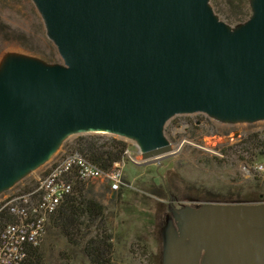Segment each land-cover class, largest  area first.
<instances>
[{
  "label": "water",
  "instance_id": "water-1",
  "mask_svg": "<svg viewBox=\"0 0 264 264\" xmlns=\"http://www.w3.org/2000/svg\"><path fill=\"white\" fill-rule=\"evenodd\" d=\"M33 1L61 61L0 64V191L73 132L131 138L152 159L175 114L264 118V0L234 28L210 0ZM170 207L161 264H264V202Z\"/></svg>",
  "mask_w": 264,
  "mask_h": 264
},
{
  "label": "rangeland",
  "instance_id": "rangeland-1",
  "mask_svg": "<svg viewBox=\"0 0 264 264\" xmlns=\"http://www.w3.org/2000/svg\"><path fill=\"white\" fill-rule=\"evenodd\" d=\"M215 14L230 28L236 27ZM10 57L46 64L61 61L33 0H0V64ZM92 133L128 142V153L119 164L118 189L112 190L105 177L85 181L87 195L104 207L113 246L110 264L157 263L162 251L160 230L170 214V202L176 207L198 206L211 198L264 202V149L256 147L264 141V118L225 120L204 112L171 116L164 125L170 152L152 159L144 158L128 137L92 130L70 133L44 162L1 190L0 202L34 188L51 164L71 152L76 137ZM244 138L249 140L247 152L242 150L244 143L236 145ZM39 245L43 264H91L80 247L49 228Z\"/></svg>",
  "mask_w": 264,
  "mask_h": 264
},
{
  "label": "trees",
  "instance_id": "trees-1",
  "mask_svg": "<svg viewBox=\"0 0 264 264\" xmlns=\"http://www.w3.org/2000/svg\"><path fill=\"white\" fill-rule=\"evenodd\" d=\"M210 5L215 13L233 25L246 21L251 15L249 0H210ZM248 143V138H244L236 145L241 147L243 144L242 150L246 151L244 148ZM256 147L264 149V141ZM127 149L128 142L123 138L92 133L76 137L70 153L78 152L102 170L110 171L116 162L122 161L126 156ZM69 179L72 182V191L63 197L56 210L49 215L46 229L49 228L68 243L80 247L91 264H110L113 246L110 241L111 232L105 227L104 207L87 195L85 186L87 180L78 178L75 173L70 175ZM34 188H29L25 192ZM217 200L211 198L206 201L216 202ZM221 201L239 202L231 199ZM2 205L3 202H0V231L8 223H15L19 220L18 216L11 213L7 206ZM39 244L27 245L26 256L20 264H43L45 256ZM161 263L162 252L156 264Z\"/></svg>",
  "mask_w": 264,
  "mask_h": 264
},
{
  "label": "built area",
  "instance_id": "built-area-1",
  "mask_svg": "<svg viewBox=\"0 0 264 264\" xmlns=\"http://www.w3.org/2000/svg\"><path fill=\"white\" fill-rule=\"evenodd\" d=\"M119 164L116 162L113 169L105 171L78 152L69 153L49 166L33 190L7 198L2 206H7L19 220L0 231V264H20L27 245L41 242L49 215L72 191L70 175L75 173L82 180L105 177L110 188L116 190L122 183Z\"/></svg>",
  "mask_w": 264,
  "mask_h": 264
},
{
  "label": "flooded vegetation",
  "instance_id": "flooded-vegetation-1",
  "mask_svg": "<svg viewBox=\"0 0 264 264\" xmlns=\"http://www.w3.org/2000/svg\"><path fill=\"white\" fill-rule=\"evenodd\" d=\"M175 207H176V206H175ZM169 217H172L171 209H170V214H168L167 217H166V220H167ZM166 220H165V221H166ZM164 224H165V223H164Z\"/></svg>",
  "mask_w": 264,
  "mask_h": 264
},
{
  "label": "clouds",
  "instance_id": "clouds-1",
  "mask_svg": "<svg viewBox=\"0 0 264 264\" xmlns=\"http://www.w3.org/2000/svg\"><path fill=\"white\" fill-rule=\"evenodd\" d=\"M162 252V251H161Z\"/></svg>",
  "mask_w": 264,
  "mask_h": 264
}]
</instances>
